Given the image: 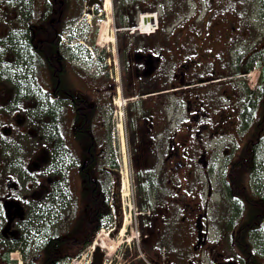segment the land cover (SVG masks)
<instances>
[{"label": "flooded vegetation", "instance_id": "obj_1", "mask_svg": "<svg viewBox=\"0 0 264 264\" xmlns=\"http://www.w3.org/2000/svg\"><path fill=\"white\" fill-rule=\"evenodd\" d=\"M263 68L264 0H0V264H39L45 206L61 236L128 211L155 263L264 264Z\"/></svg>", "mask_w": 264, "mask_h": 264}, {"label": "rangeland", "instance_id": "obj_2", "mask_svg": "<svg viewBox=\"0 0 264 264\" xmlns=\"http://www.w3.org/2000/svg\"><path fill=\"white\" fill-rule=\"evenodd\" d=\"M110 15H108L109 21H107V23H105L102 26V35L104 34L105 31V27L107 25H111V19H110ZM108 31V37L110 36V27L107 28ZM108 43V42H107ZM256 74L251 75V77L249 76V78H251L253 81L255 80ZM251 81V80H250ZM253 81H251V83H253ZM0 91H5L2 87H0ZM124 148V152H122V156L121 158H119V166L122 169V176H123V183H124V187H125V191H127L126 189H128L129 187H131L130 184V178L126 179V177H129L128 173H129V158H128V153L126 150V143H124L122 149ZM117 150V147H116ZM127 193V192H126ZM67 201H69L68 206H71L72 202L71 199H69L68 197L65 198ZM127 200V199H125ZM66 208V206H65ZM43 216L39 219V221H37L36 223H34L33 227H32V235H35L33 237V239L31 241H42L44 240L46 237H48V235H51L52 233L55 232H59V233H63L67 227V220L69 218V216L71 215V207L66 209V213H64V209H61L59 207L54 208L53 209V213L51 211V208H48L47 206H45L43 208ZM78 211H80V208L77 207ZM119 220V219H118ZM130 221V218L128 217V220ZM131 221H133V218H131ZM113 227H117L116 231L114 233H110L107 236V231L109 229H112ZM121 227V223L118 224V222H110L107 224H104V232L102 231V236H105V238L103 237L102 239H100V237H97V242L98 243H102L103 241L105 243H107V247L104 249H100L102 257L100 259L101 264L105 263L108 264L109 261H111V264H117L119 262L124 263V264H144L143 260L137 258L139 252H141V254L144 256V258H146L148 261H150L151 256H152V252L150 250V244L152 242V240L149 241H139L138 242V246L135 242V240H132L129 242V244H127L125 242V239L127 237H129L131 235V233L133 235H137V230L135 228L132 229V232L127 229L126 232V236H118V230ZM131 227H134L133 222H131ZM118 243H116V242ZM121 241H123L121 243ZM97 243V245H98ZM111 243V244H110ZM117 244V245H116ZM108 245H114L113 248H109ZM37 250V248H36ZM151 252V253H150ZM85 255L86 257L85 259H88L89 254L87 249H85L82 253ZM79 254V255H80ZM160 259V258H159ZM158 257L156 258V260H159ZM79 260V258H78ZM75 261H69L68 264H75Z\"/></svg>", "mask_w": 264, "mask_h": 264}, {"label": "trees", "instance_id": "obj_3", "mask_svg": "<svg viewBox=\"0 0 264 264\" xmlns=\"http://www.w3.org/2000/svg\"><path fill=\"white\" fill-rule=\"evenodd\" d=\"M262 88L261 94L264 98V68L259 76V86ZM259 118L256 122L264 118V102L258 106ZM98 221V220H97ZM97 221H87L79 218L71 227L69 232L64 235L53 234L49 238L48 243L43 249V258L39 264H57L66 258H75L84 250V248L92 241L94 233L99 227Z\"/></svg>", "mask_w": 264, "mask_h": 264}, {"label": "bare ground", "instance_id": "obj_4", "mask_svg": "<svg viewBox=\"0 0 264 264\" xmlns=\"http://www.w3.org/2000/svg\"><path fill=\"white\" fill-rule=\"evenodd\" d=\"M146 16H147V15H146ZM146 16H144L145 21H144L143 26H145V27L148 28V27H150L151 23H150L149 20L146 21V19H147ZM122 187H123V186H122ZM128 217H129V216H128ZM124 231H125V227H122V229L120 230L118 236H119V237L123 236V235H124ZM103 237L105 238V236H102V234H101V237H100V238L102 239ZM115 242H116V241H115ZM102 243H103V244H100V245H98V246H100V247H102V248H106V247H107V243H105L104 241H103ZM116 243H117V242H116ZM110 244H111V243H110ZM117 244H118V243H117ZM117 244H116V245H117ZM94 245L97 246V242H96ZM108 247H109V248H113L114 245H108Z\"/></svg>", "mask_w": 264, "mask_h": 264}, {"label": "built area", "instance_id": "obj_5", "mask_svg": "<svg viewBox=\"0 0 264 264\" xmlns=\"http://www.w3.org/2000/svg\"><path fill=\"white\" fill-rule=\"evenodd\" d=\"M92 249H93V246L87 249L89 255L91 254ZM85 257H86V254L85 255L82 254L81 258L77 260L75 264H89L90 258L88 257V259H85ZM110 263L111 262H109V264Z\"/></svg>", "mask_w": 264, "mask_h": 264}, {"label": "water", "instance_id": "obj_6", "mask_svg": "<svg viewBox=\"0 0 264 264\" xmlns=\"http://www.w3.org/2000/svg\"><path fill=\"white\" fill-rule=\"evenodd\" d=\"M101 257H102L101 253L99 252L98 248H96L93 254V260L91 264H101V261H100Z\"/></svg>", "mask_w": 264, "mask_h": 264}]
</instances>
